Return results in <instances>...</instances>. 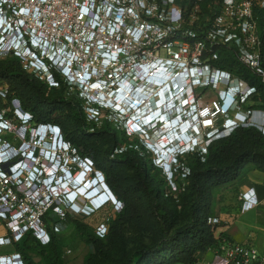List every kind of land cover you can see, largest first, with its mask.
I'll list each match as a JSON object with an SVG mask.
<instances>
[{
  "label": "built area",
  "instance_id": "obj_1",
  "mask_svg": "<svg viewBox=\"0 0 264 264\" xmlns=\"http://www.w3.org/2000/svg\"><path fill=\"white\" fill-rule=\"evenodd\" d=\"M197 9L188 15L185 0H0L3 31L16 39L10 43L0 35V57L18 58L26 73L48 88L59 89L62 83L77 93L88 123L133 137L172 180L185 155L198 153L204 162L210 144L238 128L255 127L264 136V111L250 108L256 86L218 64L224 50L264 86V37L259 32L264 0H221L204 29L194 18ZM159 113L167 120L158 123ZM0 122V144L13 152L0 157V221L6 229L0 246H11L30 230L47 243L40 217L57 199L48 197L42 177L19 168L23 158L15 155L27 131L15 146L1 136L11 126L2 111ZM185 126L193 132L190 143L179 144L182 156L174 157L173 168L166 171L153 144L167 145L168 137L178 138ZM18 128L12 131L24 129ZM38 145L34 141L21 156L28 157ZM34 153L33 170L42 174L43 161ZM66 155L74 157L67 166L73 170L78 158L70 145L62 150ZM238 200L242 213L260 204L253 188ZM212 252L210 264H264V250L227 239ZM11 260L25 264L18 253L0 256V264Z\"/></svg>",
  "mask_w": 264,
  "mask_h": 264
},
{
  "label": "trees",
  "instance_id": "obj_2",
  "mask_svg": "<svg viewBox=\"0 0 264 264\" xmlns=\"http://www.w3.org/2000/svg\"><path fill=\"white\" fill-rule=\"evenodd\" d=\"M214 1L218 2L217 5L213 4ZM220 1L185 0L187 14L198 7L195 16L204 29L218 13ZM193 29L196 30V26ZM259 32L264 37V9L259 11ZM219 54L220 68L256 86L258 93L250 108L264 111V86L232 54L224 50ZM57 81L61 83L58 77ZM0 89L6 102L0 95L3 120L10 119L11 114L6 115L4 111L16 100L23 111H31L36 125L58 126L74 155L93 162L123 205L114 217L108 218L107 234L99 237L84 219L67 212L65 203L59 202L64 218L55 212L54 204L40 217L48 234L47 243H42L30 230L11 245L25 264H35L32 253L38 255L43 264H60L62 246L54 232L59 225L72 227L85 243L94 248L95 252L88 256L86 264H198L200 254L216 250L222 239L229 240L222 233L217 235L221 225L213 212V189L236 182L246 168L247 171L264 173V136L255 127L238 128L228 137L213 141L204 162L198 153L185 155L180 160L181 166L175 174L185 177L187 201L178 202L172 195L163 196L162 188L167 185L161 175L163 172L153 165L151 154L138 142V147H126L122 159L119 153L114 156L115 140L120 136L110 133L112 129L106 124L88 123L77 93H71L64 84L61 83L59 89L48 88L37 77L28 75L18 58L5 55L0 58ZM4 139L13 143L9 138ZM148 165H151L150 170H147ZM179 207L188 213L184 223L175 224L169 213ZM210 219H218L219 223L209 224ZM129 230L133 235H147L149 241L144 242L140 237L133 251L125 250L120 258H112L114 250L124 249Z\"/></svg>",
  "mask_w": 264,
  "mask_h": 264
},
{
  "label": "rangeland",
  "instance_id": "obj_3",
  "mask_svg": "<svg viewBox=\"0 0 264 264\" xmlns=\"http://www.w3.org/2000/svg\"><path fill=\"white\" fill-rule=\"evenodd\" d=\"M217 1H214V5H217ZM196 14V12H194ZM194 18L197 23L199 22L198 17L194 15ZM1 58V57H0ZM1 90V89H0ZM0 95L3 98L4 103L5 97L0 93ZM19 101L14 100L12 103V107L7 108L4 113L11 114L10 119L7 121H10V125L7 124V127L10 129L9 131H5L1 134L2 137H5L6 139H10L14 143H17L18 137L22 139V133L25 132V130L28 132L31 128L34 126L27 125L22 131L20 130L19 125L20 122L17 118V115L20 117L18 111H16L14 108L18 107ZM58 110V109H57ZM13 126L17 129H14L12 131ZM65 138V136H64ZM122 138L130 139L131 145H135L136 143L133 142L134 138L132 137H126L122 135ZM27 139V135H26ZM130 144V143H129ZM103 145V144H102ZM140 145V144H139ZM105 148V145H103ZM136 147V146H135ZM116 152L120 153V150L114 152V156H116ZM151 169V165H148L147 170ZM248 168L244 169L239 176V179L228 185V186H222L216 189H213L212 191V197H213V212L215 215L223 214V213H231L232 215H236L238 218L239 224L246 225V227L249 228L250 231L254 235L260 234L259 228L264 227V207L262 205L258 206L257 208L250 210L248 212H244L243 214L240 212L241 203H237L234 200L231 199L229 196L234 195L232 199H238V196L240 193H238V187L239 185H252V186H261L264 188V174L260 172H252L247 171ZM93 170L95 169V166L93 167ZM163 177H165V180L167 181V185H165L162 189L164 193V197H170L171 195L173 198L177 199L178 202L187 201L186 197V185L187 182L185 181V177L183 175L175 174L173 179L170 180L169 177H167L165 174L161 173ZM258 177V178H257ZM259 180V181H258ZM169 187V188H168ZM167 199V198H164ZM164 202V200H163ZM239 202V200H238ZM94 203V202H93ZM87 205H89V202L84 200L83 198H78L74 205L67 208L66 211L69 212L72 216L78 219H84L85 223L88 224L94 233L99 236L103 237L107 234L108 229V218L114 217V213H117L122 209V204L114 207L111 204H108L104 207H101L98 210L91 211V208H89ZM97 206L96 204H94ZM168 207V206H167ZM90 213V214H89ZM187 211L182 210V207H179L178 209H172L169 213V216L172 218L173 223L175 224H182L186 221ZM59 215L64 218L63 214L60 212ZM238 223V222H237ZM221 227H223L221 225ZM58 229L54 228V232L58 235L59 241L62 246L61 251V262L60 264H86V260L88 256L92 253H94V248L85 243L81 237L76 233V231L72 227H62L58 226ZM220 228V227H219ZM133 230V229H130ZM129 230V231H130ZM141 237V238H140ZM143 240L144 242H148L149 238L145 234L140 235H133L132 231H130V234H128V239L125 242L124 249H116L114 250L112 254V258H120L123 255V251L126 250V252L133 251L137 246L139 240ZM255 246L257 249L258 247ZM15 250L12 246H0V256H8L14 254ZM33 262L35 264H43L42 259L32 253L31 254Z\"/></svg>",
  "mask_w": 264,
  "mask_h": 264
},
{
  "label": "clouds",
  "instance_id": "obj_4",
  "mask_svg": "<svg viewBox=\"0 0 264 264\" xmlns=\"http://www.w3.org/2000/svg\"><path fill=\"white\" fill-rule=\"evenodd\" d=\"M5 27V23L4 21L0 22V35L1 36H5L6 32L3 31V28ZM6 39H8V41L11 43L16 40L13 35H11L10 33H8L5 37ZM31 50L33 52H36V50L38 48L34 47V46H30ZM23 51V49H22ZM182 97V95H181ZM231 97V96H230ZM232 99L230 98V101ZM18 107L14 108L16 111H18L20 117L17 114L18 120L20 122L19 126L22 127H26L32 120L31 115L29 113H26L25 111H23V109L21 108L20 103H18L17 105ZM22 114V115H21ZM159 120L158 123H161L164 120H167L166 117L161 116V114L159 113L158 116ZM184 130L187 129L184 133H181L178 138L175 137H168V144L165 145L164 143L162 144H153V147L156 151V153H154L155 156L158 157V159L163 162L164 165V169H166V171H169L170 169L173 168V158H179L182 156V154L180 152H178V150L180 149L179 144L182 143L183 145H187L190 143V140L192 138V134L193 132L190 131V129L187 128V126H185L183 128ZM2 127L0 126V133L2 131ZM60 132V135H58V133ZM28 133V132H27ZM33 135L32 139L33 141L38 140L39 145L33 149V152H36V155L43 161V162H47V157L44 155L45 151H51L54 153H58L59 156L57 158L56 161V165H60V174H62V171L64 170V168H67L68 163H72L74 160L73 156H62V150L69 147V143L68 141L65 140L60 128L56 125L53 124H45V125H36L35 128H31L29 130V137L26 140H29L30 136ZM57 137H60V140L58 142V144L56 143V139ZM64 141V143L62 142ZM53 143V144H52ZM165 145L164 148H158L159 146ZM31 147V143H27L25 144L22 149L19 151V153H17L15 156L18 158H23V163L22 165L19 167L21 168V172H26L28 175H32V173H34L35 170H33V162L27 160L26 155L21 156V152H25L27 151L29 148ZM41 150V151H40ZM13 152L9 151L7 152L5 150V148L3 146H1L0 144V157L2 158H6L7 155L11 156ZM42 169V167H40ZM76 168V165L74 166L73 170ZM71 170V171H73ZM163 170V169H161ZM39 177H42V181L43 183H46V178L42 175H40ZM44 179V180H43ZM41 234H47L45 233H41ZM48 236V234H47ZM9 264H23L21 260H11V262Z\"/></svg>",
  "mask_w": 264,
  "mask_h": 264
},
{
  "label": "crops",
  "instance_id": "obj_5",
  "mask_svg": "<svg viewBox=\"0 0 264 264\" xmlns=\"http://www.w3.org/2000/svg\"><path fill=\"white\" fill-rule=\"evenodd\" d=\"M252 172L255 171H251L250 173ZM251 188L255 190L258 200L260 202L258 206L262 205L264 207V188H262L261 186H252L249 184L243 186L239 185L237 190L238 193H241V192H246ZM232 196L234 197V195L229 196L231 198L229 200H234L237 203H240L238 202L237 198L232 199L233 198ZM217 217L220 220L219 224L223 226L217 229V235L219 233H222L226 237H228L230 241L236 244L251 245V246L256 245L258 247V250L260 251L264 250V227L259 228V232H260L259 235L258 234L254 235L252 231H250L249 228L246 227V225H242V223L241 225L239 224L238 218L236 217L235 214L232 215L231 213H223L217 215ZM5 235H6V230L3 226V223L0 221V237H3ZM213 260H214V253L212 251H209L207 253L200 254L198 264H210Z\"/></svg>",
  "mask_w": 264,
  "mask_h": 264
},
{
  "label": "flooded vegetation",
  "instance_id": "obj_6",
  "mask_svg": "<svg viewBox=\"0 0 264 264\" xmlns=\"http://www.w3.org/2000/svg\"><path fill=\"white\" fill-rule=\"evenodd\" d=\"M26 113H29L31 116H33L31 111H26ZM29 125L34 126V128H35L36 124L33 123V118L31 120V122L29 123ZM109 132L110 133H114L113 131H109ZM118 135L120 136V138L115 140V144H114V147H113L114 149L113 150H114V152H115V150L116 151L120 150V153L118 155H119V158L122 159V155L125 153L126 147H128L127 149H129V148H131L134 145H131L132 141L130 139H125V138H122V135H120V134H118ZM133 142L136 143L137 140L134 139ZM135 146H136V144H135ZM136 147H138V145ZM116 153H118V152H116Z\"/></svg>",
  "mask_w": 264,
  "mask_h": 264
},
{
  "label": "bare ground",
  "instance_id": "obj_7",
  "mask_svg": "<svg viewBox=\"0 0 264 264\" xmlns=\"http://www.w3.org/2000/svg\"><path fill=\"white\" fill-rule=\"evenodd\" d=\"M174 123H169L168 125H167V127H171L172 125H173ZM158 148H161V146H159ZM82 178H80L79 179V181L81 180ZM99 190V189H98ZM77 193L79 194H81V195H84L85 194V190L84 189H81V190H78V191H76L75 193H72L71 194V198L73 199L74 197H76V195H77ZM95 194V193H94ZM93 194V195H94ZM93 195H87L89 198H91ZM78 198H83L84 200H86L84 197H77V199ZM76 199V200H77ZM75 200V201H76ZM107 200V196H106V194H101V195H98V196H96V197H94V198H92V202H94V204H96L97 205V207H99V206H101L105 201ZM74 201V202H75Z\"/></svg>",
  "mask_w": 264,
  "mask_h": 264
}]
</instances>
